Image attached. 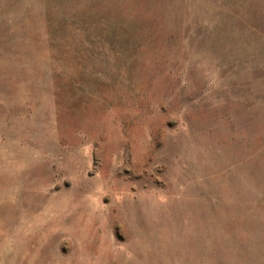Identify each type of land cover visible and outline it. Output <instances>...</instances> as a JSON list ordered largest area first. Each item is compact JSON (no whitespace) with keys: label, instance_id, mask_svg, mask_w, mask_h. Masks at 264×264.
Masks as SVG:
<instances>
[{"label":"rangeland","instance_id":"rangeland-1","mask_svg":"<svg viewBox=\"0 0 264 264\" xmlns=\"http://www.w3.org/2000/svg\"><path fill=\"white\" fill-rule=\"evenodd\" d=\"M0 264H264V0H0Z\"/></svg>","mask_w":264,"mask_h":264}]
</instances>
